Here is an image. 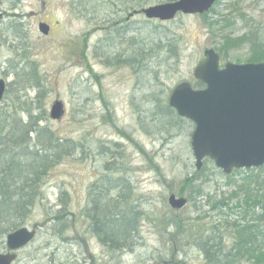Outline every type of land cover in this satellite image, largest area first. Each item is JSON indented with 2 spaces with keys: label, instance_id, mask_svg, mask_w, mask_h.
I'll list each match as a JSON object with an SVG mask.
<instances>
[{
  "label": "rangeland",
  "instance_id": "1",
  "mask_svg": "<svg viewBox=\"0 0 264 264\" xmlns=\"http://www.w3.org/2000/svg\"><path fill=\"white\" fill-rule=\"evenodd\" d=\"M47 1L44 10L42 0H0V78L8 84L0 108L25 122L27 109L42 106L47 118L40 125L65 141L64 157L42 182L44 196L20 226L35 227L37 236L13 264H205L198 243L211 233L231 248L233 230L214 227L243 224L245 208L211 205L238 192L250 172L227 176L213 160L197 170L195 124L169 107L168 96L183 81L196 86L193 70L206 49H215L223 65L250 62L264 45V0H220L209 12L170 21L134 12L171 0ZM42 22L48 35L38 29ZM28 63L45 89L38 102V89H23L12 72ZM56 100L66 114L54 120ZM171 194L186 197V207L169 205ZM244 196L239 191L232 204ZM96 201L109 207L108 218H131L125 246L103 243ZM107 228L124 229L116 219ZM9 232L0 233V253L8 251ZM237 264L256 263L244 257Z\"/></svg>",
  "mask_w": 264,
  "mask_h": 264
},
{
  "label": "water",
  "instance_id": "2",
  "mask_svg": "<svg viewBox=\"0 0 264 264\" xmlns=\"http://www.w3.org/2000/svg\"><path fill=\"white\" fill-rule=\"evenodd\" d=\"M218 0H175L149 6L142 11L147 18L170 21L180 12L202 14ZM35 12L32 11L33 15ZM38 29L48 35L50 26L42 22ZM204 59L197 64L193 76L202 81L205 88H195L183 81L173 88L168 104L178 115L195 124L192 134V150L196 169L204 160H213L217 168L230 175L234 169L260 168L264 165V62L232 63L222 67L220 55L215 49L204 51ZM7 90L6 80L0 79V103ZM51 117L61 119L65 104L56 100ZM168 203L174 209L186 207L188 199L171 194ZM37 235L36 229L20 227L7 237L8 253H0V264H12L21 248L30 244ZM176 264V263H152Z\"/></svg>",
  "mask_w": 264,
  "mask_h": 264
},
{
  "label": "trees",
  "instance_id": "3",
  "mask_svg": "<svg viewBox=\"0 0 264 264\" xmlns=\"http://www.w3.org/2000/svg\"><path fill=\"white\" fill-rule=\"evenodd\" d=\"M254 52V55L249 59L250 62H263L264 45ZM32 66V63H28L22 69H15L12 72L16 76L15 83H24L23 89L27 86L38 89L36 97L38 102L45 97V89L39 85L37 72L35 69L33 70ZM196 86L202 88L204 84L197 81ZM3 109L0 108L1 234L16 230L25 223L29 210L37 204L40 196H44V193L41 192L42 182L46 179L52 166L64 157L63 149L65 147V141L55 136L48 127L40 125V122L46 121L47 118L42 106L38 105L35 109H27L28 120L25 122L17 115L16 111L12 110L10 113ZM36 109L37 113H35ZM31 134H35L36 138ZM240 171L235 170L236 173ZM247 171L250 174L243 179L241 186L237 187L238 192L233 191L227 199L223 198L211 205V209L216 211L225 208L232 211L235 208L244 207L245 211L241 215L244 222L242 224L238 221L225 220L219 223V226L214 227L217 232L222 226L233 230L235 241L231 248L224 245L221 236L213 233L207 237H201L198 245L204 250L205 264H237L244 257H248L256 264H264V231L260 229V224H264V165ZM230 184L232 181L229 182ZM239 191H243L245 194L241 202L242 205L241 203L232 204ZM193 192L195 193L193 196L201 194L200 189ZM94 208L95 229L101 234L103 243H110L113 248L125 246L126 231L131 229L128 226L131 224V218L128 215L120 214L108 218V215L112 213L108 210L109 207L101 208L97 201ZM256 208H260L261 212H256ZM57 217L59 218L58 215ZM115 219L122 223L124 229L113 233L107 226L110 221ZM127 220L128 224H126ZM175 221L172 220V222ZM176 225L182 227L178 221Z\"/></svg>",
  "mask_w": 264,
  "mask_h": 264
},
{
  "label": "flooded vegetation",
  "instance_id": "4",
  "mask_svg": "<svg viewBox=\"0 0 264 264\" xmlns=\"http://www.w3.org/2000/svg\"><path fill=\"white\" fill-rule=\"evenodd\" d=\"M42 3H44V10H47V3L48 1L47 0H42ZM141 11L140 10H137V14L140 13ZM130 17L127 18V21H130L131 19H129Z\"/></svg>",
  "mask_w": 264,
  "mask_h": 264
}]
</instances>
